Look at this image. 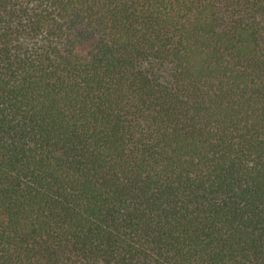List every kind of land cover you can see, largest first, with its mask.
Listing matches in <instances>:
<instances>
[{
	"label": "trees",
	"instance_id": "obj_1",
	"mask_svg": "<svg viewBox=\"0 0 264 264\" xmlns=\"http://www.w3.org/2000/svg\"><path fill=\"white\" fill-rule=\"evenodd\" d=\"M0 264H264V0H0Z\"/></svg>",
	"mask_w": 264,
	"mask_h": 264
}]
</instances>
